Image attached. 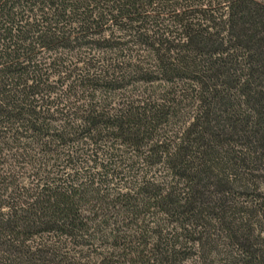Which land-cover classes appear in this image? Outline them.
Here are the masks:
<instances>
[{
  "label": "trees",
  "instance_id": "16d2710c",
  "mask_svg": "<svg viewBox=\"0 0 264 264\" xmlns=\"http://www.w3.org/2000/svg\"><path fill=\"white\" fill-rule=\"evenodd\" d=\"M0 264H264V0H0Z\"/></svg>",
  "mask_w": 264,
  "mask_h": 264
}]
</instances>
